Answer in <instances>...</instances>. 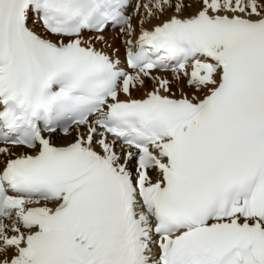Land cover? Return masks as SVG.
<instances>
[{"label": "snow or ice", "instance_id": "snow-or-ice-1", "mask_svg": "<svg viewBox=\"0 0 264 264\" xmlns=\"http://www.w3.org/2000/svg\"><path fill=\"white\" fill-rule=\"evenodd\" d=\"M0 264H264V0H0Z\"/></svg>", "mask_w": 264, "mask_h": 264}, {"label": "bare ground", "instance_id": "bare-ground-1", "mask_svg": "<svg viewBox=\"0 0 264 264\" xmlns=\"http://www.w3.org/2000/svg\"><path fill=\"white\" fill-rule=\"evenodd\" d=\"M116 36V32L114 30H110L106 33V37L109 40L110 43H114L116 47H120V42L118 39L114 40V37ZM121 57L123 56V48L120 47ZM71 140V137H64L61 135L60 137L56 138L55 143L63 144L65 142H68Z\"/></svg>", "mask_w": 264, "mask_h": 264}]
</instances>
